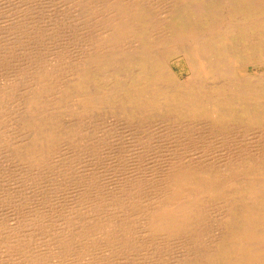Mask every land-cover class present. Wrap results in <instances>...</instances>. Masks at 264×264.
Returning <instances> with one entry per match:
<instances>
[{
    "label": "bare ground",
    "instance_id": "6f19581e",
    "mask_svg": "<svg viewBox=\"0 0 264 264\" xmlns=\"http://www.w3.org/2000/svg\"><path fill=\"white\" fill-rule=\"evenodd\" d=\"M14 5L1 11L0 164L24 178L13 193L0 179V264H166L163 254L178 247L184 255L175 264H264V153H244L238 165L177 160L152 194L138 180L102 184L81 144L91 99L85 57L71 55L67 41L62 47L47 39L32 0ZM164 26L165 36L144 32L141 45L106 61L119 65L120 97L188 118L264 119V0H190ZM131 32L119 24L113 37ZM178 52L189 63L187 80L173 67ZM81 158L88 165L78 176Z\"/></svg>",
    "mask_w": 264,
    "mask_h": 264
},
{
    "label": "rangeland",
    "instance_id": "374dc122",
    "mask_svg": "<svg viewBox=\"0 0 264 264\" xmlns=\"http://www.w3.org/2000/svg\"><path fill=\"white\" fill-rule=\"evenodd\" d=\"M185 1L80 0L77 3V0H32V4H36L34 8L37 7L42 22H45L42 26L47 29L43 27L42 29L45 32L47 31V39L49 41L52 39L50 42H56L57 46L63 45L66 47L65 43L69 42L67 49L71 55L77 56L81 60L85 57V61L83 60L85 71L87 73L90 72L92 75L86 82L87 88L85 89L88 95L85 96L87 97L85 99H93L85 100L86 105L81 120V144L86 155L95 157L89 169H92L96 176H100V182L102 181V184L106 186H111L114 182L117 183L119 181L134 182L138 180L141 182L142 188H147L148 194H152L161 183L163 174L177 160L183 163L191 162L189 164H194L197 159L196 162L201 167L207 165L209 161H212L210 164L218 163L221 165L229 161L234 165H238L243 161L245 156L252 158L264 153V119L253 124L247 120L248 117L245 118L241 115V118L240 114H238L239 117L237 118H231V120L222 122L215 121L207 116L188 118L180 115L179 111L172 110L168 106L159 105L155 109L144 106L139 107L134 104L129 105L126 100L120 97L119 93L122 85H119V83L122 82L118 80L116 73L117 66L119 65H108L106 67V61L115 56L124 55L134 48V46L138 47L139 44L141 45L144 39L142 34L147 32L148 22L154 27L148 30L147 33L149 35L152 33L151 36H154L157 40L159 37L165 36L167 28L164 25L168 22L169 16L172 15L175 9L182 7L190 0ZM15 2L16 0H0V13L1 11H11L12 8L14 9L17 6L14 5ZM76 4H78V8L75 6ZM138 7H142L141 15L136 16L134 13ZM73 10L75 11L74 13ZM60 11L63 12L62 16L60 15ZM49 16L56 19L54 18L53 22H50L52 18ZM62 17L65 20L60 19ZM68 21L71 22L68 23ZM2 22H6L3 13L0 15V23ZM59 22L62 23L60 24ZM47 23L50 27L53 26L54 30L49 28ZM119 24H122L124 27L130 26L136 32L127 33L122 38L116 39L113 37V33L114 31L116 32ZM55 28L58 30L62 28L63 30L58 31ZM65 28L68 32H65ZM72 28L74 31H77H71ZM48 31L54 35L50 33L52 34V37H50L51 35H49ZM54 31H58V35ZM56 36L60 37V39H55ZM80 36L82 37L80 38ZM76 38L78 39L76 40ZM78 40L81 42L78 43ZM72 41H75V44ZM71 47L72 50H70ZM77 52L79 56L76 55ZM184 57L182 53L178 52L176 57L178 61L174 63L173 67L176 75L183 80H187L189 78L190 67L186 57ZM262 68L261 66L257 69L261 70ZM120 70L121 73L125 74L126 68L122 67ZM104 82L106 85H104ZM212 83L209 82L208 84L211 86ZM101 86L105 88L103 89ZM97 96L100 98L99 100ZM94 98L97 100L95 101ZM85 109L87 110L85 111ZM67 157L75 160L69 154H67ZM202 162L205 163L202 164ZM77 163L76 170L74 169V171L79 176L86 169L88 161L85 158H81ZM169 163L170 165H168ZM0 165V170L2 169L0 173L4 174L0 175V179L4 181L1 184L6 183V186L9 185L8 193L15 192V188L21 187L19 183L21 184L24 173H17L14 171L17 169L7 168V165ZM108 166H110L109 169ZM102 170L107 171L102 172ZM2 194L3 191H0V197ZM26 200L29 201V198ZM2 211L3 209L0 204V215ZM178 248V250H172L169 254H163L167 260L166 264H175L177 262L176 258L179 255V258H181V255H184L180 252L181 247ZM125 260H121L120 264H129L130 261Z\"/></svg>",
    "mask_w": 264,
    "mask_h": 264
}]
</instances>
